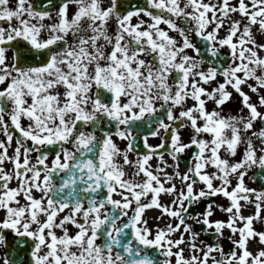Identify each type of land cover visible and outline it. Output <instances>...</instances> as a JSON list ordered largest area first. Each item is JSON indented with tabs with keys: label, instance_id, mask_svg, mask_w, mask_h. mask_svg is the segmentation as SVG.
<instances>
[{
	"label": "snow or ice",
	"instance_id": "1",
	"mask_svg": "<svg viewBox=\"0 0 264 264\" xmlns=\"http://www.w3.org/2000/svg\"><path fill=\"white\" fill-rule=\"evenodd\" d=\"M0 264H264V0H0Z\"/></svg>",
	"mask_w": 264,
	"mask_h": 264
},
{
	"label": "rangeland",
	"instance_id": "2",
	"mask_svg": "<svg viewBox=\"0 0 264 264\" xmlns=\"http://www.w3.org/2000/svg\"><path fill=\"white\" fill-rule=\"evenodd\" d=\"M224 51H226V50H224ZM247 90V89H246ZM253 99L255 100V96H253ZM230 108H232L233 110H235L236 109V105L235 104H233V105H230L229 106ZM227 110V109H226ZM186 136H187V134H186ZM150 143H152V144H156V143H159V139L158 138H150V141H149ZM153 163H155V160L153 161ZM252 173H249V175H251ZM248 183L251 185V186H253V187H256V186H258V183H257V181H256V183L255 184H252V182L251 181H248ZM165 201L168 199L167 197H164L163 198ZM216 200H217V203H227V201L225 200V198H223V197H217V198H215ZM158 213V212H157ZM148 217H149V215H148ZM150 218V217H149ZM214 218H224V214L223 213H219V212H217V214H216V217H214ZM162 223V222H161ZM225 235L227 236L228 235V233H227V231L225 232ZM201 239H203V240H205V241H208L209 242V238L207 237V236H205L203 233H201ZM222 243L225 245V248L227 249V248H229V247H231V245H230V242L229 241H227V240H223L222 241Z\"/></svg>",
	"mask_w": 264,
	"mask_h": 264
},
{
	"label": "bare ground",
	"instance_id": "3",
	"mask_svg": "<svg viewBox=\"0 0 264 264\" xmlns=\"http://www.w3.org/2000/svg\"><path fill=\"white\" fill-rule=\"evenodd\" d=\"M157 212H158L157 210H150L147 212V215H149V217L152 218V217L158 215Z\"/></svg>",
	"mask_w": 264,
	"mask_h": 264
},
{
	"label": "flooded vegetation",
	"instance_id": "4",
	"mask_svg": "<svg viewBox=\"0 0 264 264\" xmlns=\"http://www.w3.org/2000/svg\"><path fill=\"white\" fill-rule=\"evenodd\" d=\"M133 2L142 5L144 3V0H133ZM50 159H51V157H50ZM25 259H26V257H25Z\"/></svg>",
	"mask_w": 264,
	"mask_h": 264
},
{
	"label": "water",
	"instance_id": "5",
	"mask_svg": "<svg viewBox=\"0 0 264 264\" xmlns=\"http://www.w3.org/2000/svg\"><path fill=\"white\" fill-rule=\"evenodd\" d=\"M192 151H194V149H193ZM185 163H186V160L184 161V165H185ZM258 183H259V181H258ZM196 210H197V211H200V210H202V209L199 207V208H197Z\"/></svg>",
	"mask_w": 264,
	"mask_h": 264
}]
</instances>
